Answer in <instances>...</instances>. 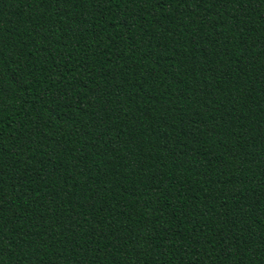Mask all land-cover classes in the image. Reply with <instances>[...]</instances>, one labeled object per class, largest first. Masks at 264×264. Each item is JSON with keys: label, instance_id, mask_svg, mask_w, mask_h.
Returning <instances> with one entry per match:
<instances>
[{"label": "trees", "instance_id": "obj_1", "mask_svg": "<svg viewBox=\"0 0 264 264\" xmlns=\"http://www.w3.org/2000/svg\"><path fill=\"white\" fill-rule=\"evenodd\" d=\"M0 264H264V0H0Z\"/></svg>", "mask_w": 264, "mask_h": 264}]
</instances>
